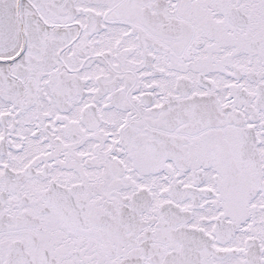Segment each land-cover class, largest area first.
<instances>
[{
  "label": "snow or ice",
  "instance_id": "6c2138e0",
  "mask_svg": "<svg viewBox=\"0 0 264 264\" xmlns=\"http://www.w3.org/2000/svg\"><path fill=\"white\" fill-rule=\"evenodd\" d=\"M0 264H264V0H0Z\"/></svg>",
  "mask_w": 264,
  "mask_h": 264
}]
</instances>
